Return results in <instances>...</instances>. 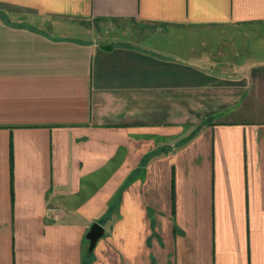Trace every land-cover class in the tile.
<instances>
[{"label":"crops","instance_id":"obj_1","mask_svg":"<svg viewBox=\"0 0 264 264\" xmlns=\"http://www.w3.org/2000/svg\"><path fill=\"white\" fill-rule=\"evenodd\" d=\"M93 19L216 42L264 0H0V264H264V61L75 39Z\"/></svg>","mask_w":264,"mask_h":264},{"label":"rangeland","instance_id":"obj_2","mask_svg":"<svg viewBox=\"0 0 264 264\" xmlns=\"http://www.w3.org/2000/svg\"><path fill=\"white\" fill-rule=\"evenodd\" d=\"M72 34L75 39L88 41H98L113 44L117 42L141 43L152 42L161 45L168 53L166 58L173 59L179 57L183 62L193 63L195 59L201 56L205 58L204 67L211 64L217 69L219 64H231L232 67L239 60H245L246 64L252 61H264V23L243 24L230 28L225 33L216 31L198 33L216 36L217 41H208L209 37H200L192 42L188 37L189 33H182L179 38L169 36L170 29L160 27H148L134 21L102 20L93 19L88 21H73ZM116 39H112L113 37ZM152 38V39H151ZM203 41L205 45L202 44ZM211 43H216L212 45ZM192 47L191 49H188ZM164 52V53H165ZM111 209V207H110Z\"/></svg>","mask_w":264,"mask_h":264},{"label":"water","instance_id":"obj_3","mask_svg":"<svg viewBox=\"0 0 264 264\" xmlns=\"http://www.w3.org/2000/svg\"><path fill=\"white\" fill-rule=\"evenodd\" d=\"M103 234L104 227L98 222L93 223L86 235V238L89 240V252H92L94 250L97 241L103 236Z\"/></svg>","mask_w":264,"mask_h":264}]
</instances>
